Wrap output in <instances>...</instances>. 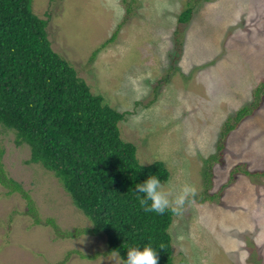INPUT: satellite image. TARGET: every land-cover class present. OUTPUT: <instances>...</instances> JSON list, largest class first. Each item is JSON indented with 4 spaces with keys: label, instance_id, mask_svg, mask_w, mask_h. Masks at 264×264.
I'll return each instance as SVG.
<instances>
[{
    "label": "rangeland",
    "instance_id": "obj_1",
    "mask_svg": "<svg viewBox=\"0 0 264 264\" xmlns=\"http://www.w3.org/2000/svg\"><path fill=\"white\" fill-rule=\"evenodd\" d=\"M33 11L53 50L126 114L121 136L139 162H164L166 188L195 187L170 229L175 263L264 264V0H33ZM256 101L219 152L221 127ZM15 137L0 127V158L42 225L0 185V264H112L106 238L84 233L90 220Z\"/></svg>",
    "mask_w": 264,
    "mask_h": 264
},
{
    "label": "trees",
    "instance_id": "obj_2",
    "mask_svg": "<svg viewBox=\"0 0 264 264\" xmlns=\"http://www.w3.org/2000/svg\"><path fill=\"white\" fill-rule=\"evenodd\" d=\"M192 11L189 3L178 23H189ZM47 28L48 20L34 13L33 0H0V127L15 133L17 146L30 147V164H40L59 180L92 223L84 233L105 237L108 253L118 249L124 255L130 246L151 243L159 251V264H176L170 233L176 214L145 212L130 190L150 174L168 182L169 169L162 161L139 162L137 147L121 136L126 114L92 93L76 69L53 50ZM258 107L256 101L226 121L219 132V152ZM210 158L208 162L217 155ZM0 185L8 195L20 194L27 214L42 225L31 195L9 176L1 158ZM46 224L61 237L80 236L78 231L63 233L51 219Z\"/></svg>",
    "mask_w": 264,
    "mask_h": 264
},
{
    "label": "clouds",
    "instance_id": "obj_3",
    "mask_svg": "<svg viewBox=\"0 0 264 264\" xmlns=\"http://www.w3.org/2000/svg\"><path fill=\"white\" fill-rule=\"evenodd\" d=\"M136 199L145 212L162 215L166 212L178 214L185 201L194 195V186L185 183L179 190L166 188L157 174L148 175L142 182L135 183ZM112 264H159V251L151 244L130 246L124 255L118 249L107 254Z\"/></svg>",
    "mask_w": 264,
    "mask_h": 264
}]
</instances>
